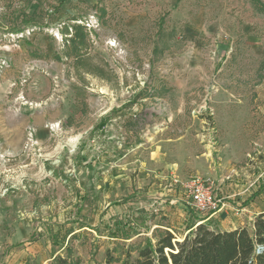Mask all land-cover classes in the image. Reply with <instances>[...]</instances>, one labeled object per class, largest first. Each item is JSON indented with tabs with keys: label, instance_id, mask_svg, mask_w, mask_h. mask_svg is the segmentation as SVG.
I'll list each match as a JSON object with an SVG mask.
<instances>
[{
	"label": "rangeland",
	"instance_id": "obj_1",
	"mask_svg": "<svg viewBox=\"0 0 264 264\" xmlns=\"http://www.w3.org/2000/svg\"><path fill=\"white\" fill-rule=\"evenodd\" d=\"M173 176L264 213V0H0V264L182 239Z\"/></svg>",
	"mask_w": 264,
	"mask_h": 264
},
{
	"label": "trees",
	"instance_id": "obj_2",
	"mask_svg": "<svg viewBox=\"0 0 264 264\" xmlns=\"http://www.w3.org/2000/svg\"><path fill=\"white\" fill-rule=\"evenodd\" d=\"M122 252L123 259L118 260L113 250H107L106 264H264V213L251 229L216 231L201 221L180 240L170 229L158 228L153 231V239H144ZM50 264L78 262L69 256H57Z\"/></svg>",
	"mask_w": 264,
	"mask_h": 264
},
{
	"label": "built area",
	"instance_id": "obj_3",
	"mask_svg": "<svg viewBox=\"0 0 264 264\" xmlns=\"http://www.w3.org/2000/svg\"><path fill=\"white\" fill-rule=\"evenodd\" d=\"M175 182L180 183L185 190L188 199V206L203 216L211 218L229 207L226 202L214 193L213 184L206 180L201 178H191L185 182H180L179 180H176ZM234 211L239 213L240 211L245 210Z\"/></svg>",
	"mask_w": 264,
	"mask_h": 264
},
{
	"label": "crops",
	"instance_id": "obj_4",
	"mask_svg": "<svg viewBox=\"0 0 264 264\" xmlns=\"http://www.w3.org/2000/svg\"><path fill=\"white\" fill-rule=\"evenodd\" d=\"M182 178H180L179 176H173V178H172V180H171V182H170V185H169V187L171 188L170 189V191H172V190H174V189H177V188H181L182 186L180 185V184H178L177 183V185H174L173 184V182L174 181H176V180H179V181H181V182H183V181H185L184 179H182ZM188 180V179H187ZM181 191L182 190H184L183 188H181L180 189ZM228 204V208L226 209V210H224L223 212H227L228 210L230 211H234V210H236V208L235 207H232V204L231 203H227ZM263 212H259V213H256V215H259V214H262ZM250 214H253V213H251L250 212ZM212 220V218H206V219H204L202 222L203 223H206V224H208V223H210V221ZM166 229H169V228H166ZM235 229H237L236 227H233V228H231V229H227V228H225L223 231H231V230H235Z\"/></svg>",
	"mask_w": 264,
	"mask_h": 264
}]
</instances>
